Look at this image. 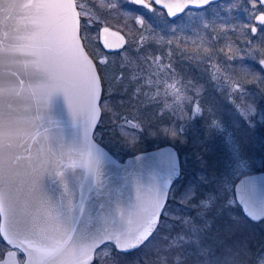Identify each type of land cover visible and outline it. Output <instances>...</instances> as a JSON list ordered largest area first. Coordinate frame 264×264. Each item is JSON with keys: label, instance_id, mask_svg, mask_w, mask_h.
<instances>
[{"label": "water", "instance_id": "obj_1", "mask_svg": "<svg viewBox=\"0 0 264 264\" xmlns=\"http://www.w3.org/2000/svg\"><path fill=\"white\" fill-rule=\"evenodd\" d=\"M217 1L195 0L200 6L181 10L191 0H179L172 11L180 16ZM159 3L175 5L176 0ZM75 4L0 0V234L21 245L34 264H88L99 245L116 239L120 231L138 232L145 223L143 213L130 216L125 211L121 216L110 201L104 211L89 202L93 188L100 186L101 162L79 137L84 83L95 61L75 39ZM157 7L176 18L168 8ZM250 31L255 34L256 25ZM97 38L109 53L126 44V36L107 25L99 27ZM259 65L264 72V59ZM62 83H69L80 101L75 112L59 88ZM164 147L172 145L120 160L126 164ZM244 175L258 177L264 188V171ZM112 195L123 204L130 197L136 201L138 193L130 186Z\"/></svg>", "mask_w": 264, "mask_h": 264}, {"label": "snow or ice", "instance_id": "obj_2", "mask_svg": "<svg viewBox=\"0 0 264 264\" xmlns=\"http://www.w3.org/2000/svg\"><path fill=\"white\" fill-rule=\"evenodd\" d=\"M43 3H50L52 0H42ZM95 2V0H93ZM107 10L119 8L120 12L134 13L136 9L127 8V3L137 4L140 7L155 10L154 6L168 8L169 14L179 19L177 12L172 8L179 7V0L176 4L160 5L159 0H106ZM249 7L252 9L250 17L257 21L256 27L264 32V0H248ZM83 0H76L75 8L77 12V26L75 39L80 41V47L87 50L82 41L87 40V31L84 30L90 23L104 24L102 17L97 16L93 19L88 13L80 15ZM200 6L191 0L190 3L183 5L181 10ZM134 22L141 26L144 21L142 18L134 17ZM175 23V20L171 21ZM146 38H141L143 41ZM141 46H143L141 44ZM126 45L120 46L122 50ZM139 51V49H137ZM126 57L127 53L124 52ZM101 65H106V61L101 59ZM132 67H135L133 65ZM129 68L128 64L121 69ZM130 81H137L138 76L129 72ZM115 79V78H114ZM125 77L121 76L120 84H123ZM264 79V77L259 78ZM108 83L106 76L102 71L98 72L97 65L92 62L90 74L87 76L84 89L86 104L84 106V118L81 122V134L79 142L86 149L94 154L100 165L97 169L100 174V186L94 187L90 193V201H95V207L101 211L106 209L105 201H110L109 207L118 211L122 216L125 211L130 216L144 214V226L138 232L120 231L116 239L106 240L94 251L88 264H99L102 257L111 258L113 255L126 256L138 249H150L153 256V264H187V254L185 249L193 246L201 256H208L209 252L202 247V234L211 226V222L205 219L207 211L218 208L219 214L223 215L225 211L231 213L233 208H240L244 217L253 221L264 219V188H261L257 181L258 177L252 175H243V170L247 167L246 158L242 149L236 142L232 151V159L238 161L235 168L226 165V171L215 181L211 189L201 191L196 184H189L183 190L175 186L181 180L182 169L180 167V157L174 146L160 148L157 152L150 155H136L134 159L123 163L115 153L97 140V133L100 131L101 113L113 114V108L109 107L111 93L103 96L107 92ZM65 96L68 98L69 105L73 107L74 112L78 110L80 101L74 94V90L69 83L59 85ZM260 98H264V89H259ZM232 98L229 103L235 115L243 125L254 128V120L259 107L256 98H254L246 87H236L231 89ZM251 100L247 107H242L236 103L237 100ZM190 102L186 107L188 115H184V109L176 112L175 119H161L156 124L145 123L140 115L131 113L123 115L115 113V119L118 122L115 126L122 131L121 143L124 147L132 149L142 140L145 135L156 139H163L171 142H187L188 123L193 119L199 121L205 120V129L209 135H222L225 130L224 122L216 117L215 109H208L196 99L189 98ZM115 108L123 107L122 102L113 105ZM122 121V122H121ZM132 129V139H128V133L123 132L124 127ZM226 143H234V134L226 138ZM197 143L204 141L197 139ZM201 164L203 158L198 157ZM115 170V173H112ZM235 176L236 179H232ZM202 186L209 184L207 177L201 175L198 177ZM134 186L137 190V199L132 201L131 197L121 204L120 201L113 199V192H120L124 187ZM230 194V195H229ZM190 212L195 215H188L183 211L177 212L172 205ZM234 224L239 223L238 217L230 215ZM202 223H197V221ZM175 234L173 229H177ZM163 241V243H161ZM119 254V255H118ZM243 256L247 264H264V249L253 251L246 246H240L234 250L226 248L223 255L216 259L214 264H233L236 257ZM0 264H34L29 259L28 254L21 245L10 243L4 235L0 234Z\"/></svg>", "mask_w": 264, "mask_h": 264}, {"label": "trees", "instance_id": "obj_3", "mask_svg": "<svg viewBox=\"0 0 264 264\" xmlns=\"http://www.w3.org/2000/svg\"><path fill=\"white\" fill-rule=\"evenodd\" d=\"M216 3L209 4L204 8L188 9L184 13H202L207 7H212ZM131 9H139L140 5L129 3ZM163 14H165L160 8ZM89 13L101 14L104 24L113 26L111 18L117 17L120 20L119 8H113L111 11L99 12L95 6H91ZM113 13V15H112ZM137 12H134V15ZM81 8L80 15H83ZM133 19L130 21L131 34L127 37L126 47L118 52L107 53L102 50L96 34L101 23H90L86 29L87 40L83 44L87 52L94 59L98 72L102 71L106 76L108 83L107 92L102 93L103 96L111 93V100L108 102L109 107L113 108V114L101 113L100 131L97 133V140H100L103 145L109 148L120 159L133 154L135 152L149 149L169 143L172 144L178 151L180 157V167L182 169L181 180L176 184V188L183 190L189 184H196L203 191L211 189L215 185V181L226 171V165L236 167L238 161L232 159V151L238 142L239 147L243 151V155L247 161H250V166L254 170L264 171V100L256 98L258 102V112H261L262 119H259L257 114L254 118L256 126L249 128L240 122L235 115L232 105L229 103L227 94L221 92L214 83L213 75L207 71L201 62L193 59L191 55L187 56L182 53L185 41L176 31L158 32L157 29L151 30L154 34L162 33L164 38L155 37L153 39L140 40L137 36L142 30L144 32L147 25L140 28ZM183 15V14H182ZM100 16V17H101ZM92 17V16H91ZM167 17V16H166ZM95 19L96 17H92ZM168 21L173 19L167 18ZM118 29L124 31L122 28ZM93 38L91 40L90 34ZM125 32V31H124ZM137 32V33H135ZM123 33V32H122ZM200 41V37H197ZM141 44L143 46H141ZM139 49V51H137ZM127 53V57L125 53ZM107 55L106 65H101L98 56ZM128 64L129 68L121 71L124 65ZM135 65V67H132ZM138 76L140 79L133 82L130 81L129 72ZM263 72V71H262ZM124 76L123 84H120V78ZM115 78V79H114ZM149 82V83H147ZM222 89V88H221ZM196 99L197 103L203 104L205 108L210 110L215 109L216 117L220 118L226 127L222 135H209L205 129V120L201 119L188 123L187 142H171L163 139H156L152 136L145 135L138 144L132 149L122 145V131L115 125L118 123L115 119L117 110L123 115L129 113L140 115L145 123L156 124L161 119H175V113L184 109V115L187 116V109L190 100ZM251 102V100H249ZM117 102H122L123 107L115 108ZM239 104L240 100L235 101ZM242 107L245 104L240 102ZM122 122V121H121ZM123 132L128 133V139H132V129L124 127ZM234 134V143H226V137ZM197 139L204 141L202 144L197 143ZM198 157L203 158L201 164ZM243 170V174L250 172ZM207 177L209 184L202 186L198 180L199 176ZM232 179H236L232 176ZM230 195V194H229ZM177 211H183L188 215H195L187 209L181 210L172 205ZM230 215H235L239 219L238 224H234L230 219ZM205 219L211 222V226L202 234V247L208 250V256H201L197 249L189 246L185 249L187 254V264H214L215 260L220 258L224 250L229 248L234 243L237 247L246 246L253 251L264 249V228L261 226L263 222L255 223L248 220L242 214L240 208H233L231 213L225 211L223 215L219 214L218 208L207 211ZM202 223V221H197ZM177 229H173V233ZM163 243V241H161ZM119 255V254H118ZM153 256L150 249H138L135 252L129 253L126 256L113 255L109 260L110 264H153ZM171 264V262H169ZM236 264H247L243 256L236 257Z\"/></svg>", "mask_w": 264, "mask_h": 264}, {"label": "rangeland", "instance_id": "obj_4", "mask_svg": "<svg viewBox=\"0 0 264 264\" xmlns=\"http://www.w3.org/2000/svg\"><path fill=\"white\" fill-rule=\"evenodd\" d=\"M124 3L125 0H121V4ZM128 4H126V7L130 8ZM91 6L99 9L100 13L106 11L108 7L106 0H95V2L93 0H83V6L81 7L83 13H88L92 17H100L101 14L91 15L89 13ZM154 8L155 10L141 7L136 10L135 15L134 13L120 12V20L118 19L119 13H117L116 18H111L113 26L102 25L110 26L119 31L121 30L118 27L122 28L125 31L122 32L127 38L133 31L129 24L134 15V17L138 16L143 19V25L147 23L153 29H157L158 32L176 31L185 41L184 48L181 50L182 53L187 56L191 55L194 57L193 59L207 67V71L213 75L215 86L218 89L220 88L221 92L226 93L228 98H232V95H234L230 94L231 89L246 87L250 94L264 100V98H260L258 91L264 89V79L258 80L264 77V72H262L259 65L260 60L264 59V32L256 27V33L251 34V26L257 24L250 17L252 9L249 7L248 0H219L216 5L207 7L202 13L188 12L181 14L179 19H173L175 23L168 21L165 14L156 9L155 6ZM149 25L143 33L142 30L135 28L137 32H141L137 36L140 40L141 38L153 39L154 36L164 38L165 35H162V33L154 34ZM137 27L141 29V26L137 25ZM87 33H89V30ZM93 33L88 34L91 40ZM95 37L97 39V34ZM197 37L201 38L200 41ZM101 59L107 61L108 57L107 55L98 56V60ZM240 102L247 103L245 104L246 107L251 103L249 100L243 99ZM240 102L239 104H241ZM257 114L259 119H262V113L257 111ZM161 145L172 144L165 143ZM246 164L247 167L244 170H254L250 166V161L246 160ZM259 222H263L261 226L264 228V219ZM235 248H237L235 243L229 247L230 250ZM111 258L102 257L99 264H110L109 260ZM233 264H236V258Z\"/></svg>", "mask_w": 264, "mask_h": 264}, {"label": "flooded vegetation", "instance_id": "obj_5", "mask_svg": "<svg viewBox=\"0 0 264 264\" xmlns=\"http://www.w3.org/2000/svg\"><path fill=\"white\" fill-rule=\"evenodd\" d=\"M102 26V25H101ZM99 29V28H98ZM97 37H98V34H97ZM98 41V40H97Z\"/></svg>", "mask_w": 264, "mask_h": 264}]
</instances>
